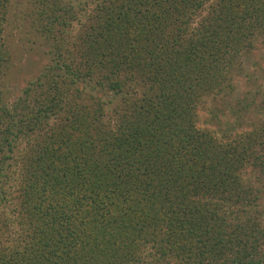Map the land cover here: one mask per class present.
I'll list each match as a JSON object with an SVG mask.
<instances>
[{"label":"trees","instance_id":"1","mask_svg":"<svg viewBox=\"0 0 264 264\" xmlns=\"http://www.w3.org/2000/svg\"><path fill=\"white\" fill-rule=\"evenodd\" d=\"M51 3L53 62L0 89V264H264V120L203 114L264 0Z\"/></svg>","mask_w":264,"mask_h":264},{"label":"rangeland","instance_id":"2","mask_svg":"<svg viewBox=\"0 0 264 264\" xmlns=\"http://www.w3.org/2000/svg\"><path fill=\"white\" fill-rule=\"evenodd\" d=\"M61 4L72 5L75 11L87 5L91 0H57ZM52 0H9L8 12L2 37L9 53L8 62L0 72V89L6 100L15 101L23 94L31 80L37 78L53 62L54 38L58 27L47 30L51 25L46 4ZM79 24L72 25V37L64 35L57 45L69 41L80 31ZM78 31V32H77ZM77 36V35H76ZM204 115L212 110L220 118L223 128L234 123L238 128L253 129L264 120V35H258L251 49L241 57L235 76L234 89L207 101ZM264 184V179L262 180Z\"/></svg>","mask_w":264,"mask_h":264}]
</instances>
